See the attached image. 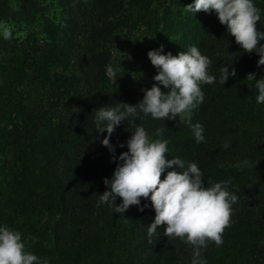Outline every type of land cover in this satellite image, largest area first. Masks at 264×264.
Instances as JSON below:
<instances>
[{
    "label": "trees",
    "instance_id": "trees-1",
    "mask_svg": "<svg viewBox=\"0 0 264 264\" xmlns=\"http://www.w3.org/2000/svg\"><path fill=\"white\" fill-rule=\"evenodd\" d=\"M55 1L57 14L50 16L51 6L38 0H0V21L25 23L27 30L22 38L0 37V224L19 230L27 250L50 264H190L191 245L164 236V226L148 236L150 201L141 198L148 206H130L123 218L109 205L96 206L117 161L100 143L106 133H98L94 111L134 105L156 83V72L122 62L114 81L107 75L117 39L141 31L165 53L198 46L217 77L201 85L205 98L192 113V122L204 126V142L196 143L179 117L135 119L151 138L169 141L166 158L197 163L205 186L229 181L238 196L223 244L209 242L203 257L207 264H264V104L246 79L249 72L264 76L258 55L243 52L214 12L187 13L192 0ZM254 3L264 32V0ZM36 17L38 32L31 28ZM224 64L236 76L222 85ZM132 130L125 120L110 143L124 144ZM124 151L126 145L114 154ZM245 159L248 166H234Z\"/></svg>",
    "mask_w": 264,
    "mask_h": 264
},
{
    "label": "clouds",
    "instance_id": "clouds-1",
    "mask_svg": "<svg viewBox=\"0 0 264 264\" xmlns=\"http://www.w3.org/2000/svg\"><path fill=\"white\" fill-rule=\"evenodd\" d=\"M183 8L192 16L200 11L214 12L243 52L258 55L257 67L264 65V43H261L264 32L257 29L261 9L254 0H192ZM0 37L5 40L12 38V27L2 21ZM147 57L156 69L152 78L156 83L143 90V98L134 105L117 102L114 106L106 105L94 111L98 133H106L100 143L112 154V160L117 161L111 177L103 179L106 190L98 194L96 206L109 205L113 214L119 213L123 218L130 206H137L139 211L148 206H141V198L150 201L155 216L147 226L148 236L156 235L160 226H164V236L179 238L191 245L190 264H207L202 252L209 242L217 246L223 244V232L230 225L238 196L228 189L229 181L205 186L197 163L178 156L166 158L169 141L151 138L143 125L135 124V119L142 118L141 114L164 121L179 117L189 126L195 142H204V126L192 122V113L205 98L201 85L213 84L217 77L209 72L210 58L202 54L196 45L176 55L165 53L161 45L149 50ZM230 65L219 67L222 85L230 76H236L235 69L230 70ZM118 68L120 64L107 66V75L113 81L118 76ZM246 79L253 82L257 90L256 103L264 104V76L257 79L255 72H249ZM161 85L166 91L161 90ZM125 120L133 123L131 136L124 144H111L112 134ZM160 134L161 130H157V135ZM125 145L127 151L115 156V148ZM223 147L227 148L229 144L225 143ZM248 165L249 161L245 159L234 166ZM118 197L121 202L117 205L115 201ZM0 264L50 262L27 250L19 230L0 224Z\"/></svg>",
    "mask_w": 264,
    "mask_h": 264
},
{
    "label": "rangeland",
    "instance_id": "rangeland-1",
    "mask_svg": "<svg viewBox=\"0 0 264 264\" xmlns=\"http://www.w3.org/2000/svg\"><path fill=\"white\" fill-rule=\"evenodd\" d=\"M55 0H38L37 4L42 6H51L49 9V15L57 14L52 4H55ZM38 19V20H37ZM12 27V35L15 37H25L27 34L25 23L11 22L7 23ZM40 18L36 17V20L32 24V29L36 32L41 30ZM151 49H155L154 44L148 36L141 31L126 34L117 39L114 44L113 61L112 65H119L122 63H128L139 72L145 74H153L156 72L154 66L150 63L147 52Z\"/></svg>",
    "mask_w": 264,
    "mask_h": 264
}]
</instances>
